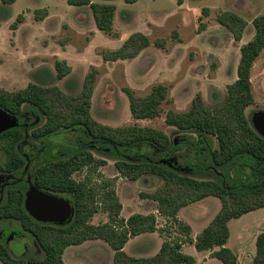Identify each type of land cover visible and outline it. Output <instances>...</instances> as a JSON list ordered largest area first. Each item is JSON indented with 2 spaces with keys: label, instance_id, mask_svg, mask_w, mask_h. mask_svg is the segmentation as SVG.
I'll use <instances>...</instances> for the list:
<instances>
[{
  "label": "trees",
  "instance_id": "trees-1",
  "mask_svg": "<svg viewBox=\"0 0 264 264\" xmlns=\"http://www.w3.org/2000/svg\"><path fill=\"white\" fill-rule=\"evenodd\" d=\"M1 1L8 5L16 2ZM137 1L125 0L128 4ZM67 3L73 7L88 6L97 29L118 36L113 30L114 5L97 4L91 0H67ZM177 3L182 5L183 0H177ZM202 12L205 14L208 11L203 9ZM47 16L45 9L34 12L36 21H42ZM23 21V16L19 15L11 25L12 31L17 30ZM217 22L232 34L236 42L242 40L248 25L244 18L232 12H223L217 16ZM252 25L255 36L240 48L237 80L227 86L224 101L209 109L202 97L197 96L189 111H169L166 115L168 126L217 141V147L201 156L196 165L183 167L186 171H182V165L173 167L160 162V158H169L176 150L173 141L164 132L135 125L111 128L92 118V97L98 75V69L94 66L86 75L81 92L75 96L66 95L55 85L43 87L29 83L26 88L17 91L0 88V109L13 117L21 116L27 107L36 109L42 115L43 123L33 131L36 139L43 141L76 128L86 135L83 144L77 145L65 158L54 154L52 146H57V143L49 142L45 147H39L43 160L36 163L32 173L33 185L39 189L71 196L74 206L72 222L65 226H54L35 221L25 210V183L10 185L6 191V201L0 205V219L19 221L22 229L35 239L43 257L15 258L0 242V262L65 264L63 255L68 247L90 240H103L114 251L112 264H197L194 256L184 253L183 246L186 244L194 246L197 252H210L211 258L223 264H238V256L227 247L229 223L264 208V138L255 131L245 113L255 102L251 79L254 64L264 51V15L254 18ZM60 45L64 46L65 42ZM155 45L163 49L165 40L157 41ZM150 46L151 41L146 35L135 33L117 50H103L100 54L105 62L113 63L134 59ZM55 71L56 78L61 80L71 73L72 68L66 61L56 60ZM124 92L132 117L146 120L160 117L161 106L167 100L169 89L159 84L144 97L135 95L130 88ZM23 139L24 132L19 128L0 135V173H19L25 168L26 160L18 151ZM86 144L104 145L117 153L133 151L145 145L159 151V159L138 156V161H128L120 157L123 159H116L115 162L121 178L136 181L151 175L163 182L154 193L141 195L156 202L157 214H133L128 219L121 217L123 206L116 192V181H93L92 176H100L99 168L106 162L96 159L88 147L85 148ZM84 170V180H75L74 174ZM207 174L214 179L197 177ZM210 196L220 200L221 209L209 225L196 238H192V228L178 218L179 211ZM101 212L107 214L108 222L91 224L92 218ZM159 216L170 224V228H175L184 240H165L153 257L135 258L128 255L124 248L137 236L156 232L168 236L169 229L159 228ZM253 264H264V232L256 238Z\"/></svg>",
  "mask_w": 264,
  "mask_h": 264
},
{
  "label": "rangeland",
  "instance_id": "rangeland-1",
  "mask_svg": "<svg viewBox=\"0 0 264 264\" xmlns=\"http://www.w3.org/2000/svg\"><path fill=\"white\" fill-rule=\"evenodd\" d=\"M209 3L214 11L208 10L204 14L203 8L200 12L201 20L189 19L187 23L184 22L185 28L181 27L179 30L167 27L162 32H152L148 37L151 46L136 58L108 63L102 59L100 53L104 49L113 50L116 43L105 40V37L112 38L104 33L100 32L101 36H98L94 43V46L104 49L88 50L89 33L81 35L83 32L80 30L76 33L69 31L54 21L37 26L34 21V11L38 8L36 1L20 0L12 7L0 0V88L17 91L26 88L29 83L43 87L55 85L66 95L75 96L81 92L84 79L94 66L98 69L91 106V116L95 121L111 128L131 125L154 128L167 134L173 141L176 150L169 158H160V152L148 145L138 147V150L117 153L104 145L86 144L85 148L88 147L96 159L106 162V165L99 168L100 176H92L93 181H116V192L123 206L121 217L125 219L133 214L148 215L157 212L156 202L142 198L141 195L154 193L163 182L151 175L140 177L136 181L121 178L115 167L116 159L138 161L136 158L138 156L147 159L160 158L162 164L173 167L182 165V171H186L183 167L188 164L196 165L201 156L217 147V141L213 138L210 140L208 137L192 132H180L168 126L165 122L166 115L169 111L177 113L189 111L192 101L197 96L202 97L209 109H214L224 101L227 86L237 80L240 44L233 42V36L229 31L219 26L217 16L224 11H230L247 22H252L254 18L264 15V0H210ZM27 9L34 11L28 15L26 24L16 36L15 51L11 25L19 15L27 13ZM61 16L69 19L73 15L61 12ZM251 31L255 33L253 25ZM249 36L248 30L246 38ZM160 40H165L163 49L155 45ZM61 42H65V45H60ZM58 59L66 61L72 68L71 73L61 80L56 78L55 62ZM20 61L24 64L20 65ZM251 81L255 102L245 113L254 128V118L264 112V51L254 64ZM159 84L169 89L167 100L161 106L160 117L135 120L131 115L129 100L124 90L130 88L135 95L144 97ZM15 118L17 120L15 128L24 132V139L19 144L18 151L26 160V166L19 173H0V205L5 203L6 191L10 185L25 183L27 191L33 186V170L36 163L43 160L39 147H45L49 142H53L54 145L57 143V146H52L54 154L56 157L65 158L77 145L83 144V139H86L83 130L76 128L40 141L33 136V131L43 123L42 115L36 109L27 107L21 116ZM85 176L86 170L75 173L73 177L77 181H82ZM197 177L214 179L211 174ZM61 196L73 204L71 196L65 194ZM220 209V200L210 197L196 208L183 209L181 217L191 225L194 235H199ZM107 222L108 216L103 212L96 214L91 220L93 225ZM158 225L161 229H169L168 236L155 233L133 238L127 243L125 252L135 258L153 257L159 252L158 249L165 240H184L177 230L172 226L170 228V224L160 216ZM229 228L230 240L227 247L235 254L241 255L240 264H253L255 247L252 240L264 232V208L232 220ZM0 242L5 244L15 258L43 257V252L35 239L22 229L19 221L0 219ZM188 245H185L187 249L184 253L197 255L194 246ZM113 258L114 251L103 240H90L81 246L68 247L63 255L65 264H112ZM198 259L200 264H223L211 258L210 253L199 255Z\"/></svg>",
  "mask_w": 264,
  "mask_h": 264
},
{
  "label": "crops",
  "instance_id": "crops-1",
  "mask_svg": "<svg viewBox=\"0 0 264 264\" xmlns=\"http://www.w3.org/2000/svg\"><path fill=\"white\" fill-rule=\"evenodd\" d=\"M19 1L20 0H16V2L11 4L10 6L12 7L16 6ZM31 1H36L38 3V8H36L35 11L45 9L48 12V16L42 21H36L34 18V21L37 24V26H44V25H47L50 21H54L58 26H61V28H66L69 31L76 33L77 30H80L83 32L81 35L89 33L90 39L88 40L87 49L88 50L94 49V48L104 49L103 47H100V46H94L95 39L98 36H101L100 32L101 33H104V32L97 29L94 16L92 14L91 9L88 6H84V7L69 6L67 3V0H31ZM91 1L97 4L114 5L116 8L115 14H114V20H113V30L115 33H117L118 36H111V35L104 33L109 38H112L113 40H115V41H112V39H106L105 37V40H107L108 42L116 43V46H115L116 48H114L115 50L120 48L122 44L132 34L142 33L146 35L147 37H149L152 32H162V30L167 27H169L170 29L175 28L178 30L182 27L183 29L186 26L184 23L185 21L187 23L189 19H191L192 21L201 20L200 12L203 8L205 9L207 8L206 10L207 11L210 10V12L214 11L212 6L209 5L210 0H183L182 5H178L177 0H139L133 4H128L125 2V0H91ZM27 11H28L27 13L23 12V14H21V16H23L24 18V21L23 23L19 24L18 29L13 32V36H14L13 42L15 44V48L13 49L15 51H17V43L15 41L16 36L20 32V30L23 28V26L26 24L28 15L34 10L27 9ZM61 12L69 13V14H72L73 16L68 19V17L66 16H61ZM224 12H230V11H224ZM251 25H252V22H248V25L243 34V38L240 42H236L234 39H232L233 42L240 44L238 52H240V48L243 45L250 42L255 36V33H252L251 31ZM219 26L223 28L224 30H226L220 24ZM194 28L195 30H197L196 26ZM248 30L250 31V36L246 38ZM205 32H208V31H205ZM77 34H80V33H77ZM19 64L23 65L24 63L20 61ZM27 66H24V68H26ZM210 197H207V198H210ZM205 199L182 208L179 211L178 218L182 220L183 222L187 223L188 225H190L188 222L184 221V219L181 217V213L183 209L188 208V207L196 208V206L200 204L201 202H203ZM153 214H157V212ZM208 225L209 224H207L205 228ZM146 234H155V233H146ZM146 234H142L135 238H139ZM196 236L197 235H194L193 229H192V238H196ZM257 236L254 237L252 240V244H254L253 246L255 247V254H256ZM228 244H229V241H228ZM188 246H191V245H188ZM160 248L158 249V251L160 250ZM186 249L187 247L183 246L184 252ZM124 250L126 251V246ZM206 253H210V252H197V255H192V256L195 257L197 264H200L198 256L204 255ZM255 254L252 257H254ZM236 255L238 256V264H240L241 255L240 254H236Z\"/></svg>",
  "mask_w": 264,
  "mask_h": 264
},
{
  "label": "water",
  "instance_id": "water-1",
  "mask_svg": "<svg viewBox=\"0 0 264 264\" xmlns=\"http://www.w3.org/2000/svg\"><path fill=\"white\" fill-rule=\"evenodd\" d=\"M16 123L15 117L0 109V135L15 128ZM254 128L264 138V112L254 118ZM24 206L28 215L41 224L65 226L74 217V206L69 199L34 185L25 194Z\"/></svg>",
  "mask_w": 264,
  "mask_h": 264
}]
</instances>
